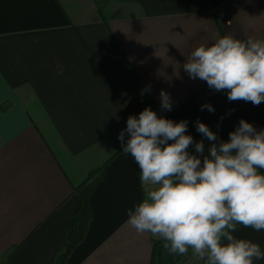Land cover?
Listing matches in <instances>:
<instances>
[{
  "label": "crops",
  "instance_id": "crops-1",
  "mask_svg": "<svg viewBox=\"0 0 264 264\" xmlns=\"http://www.w3.org/2000/svg\"><path fill=\"white\" fill-rule=\"evenodd\" d=\"M227 34L264 39V0H0V264H54L81 185L98 170L92 220L65 264H150L155 242L161 264H173L161 240L127 224L145 193L117 137L149 107L187 120L205 155L212 142L197 120L216 143L241 119L264 129V102L229 101L184 71L196 47ZM237 228L264 250V231Z\"/></svg>",
  "mask_w": 264,
  "mask_h": 264
},
{
  "label": "clouds",
  "instance_id": "clouds-1",
  "mask_svg": "<svg viewBox=\"0 0 264 264\" xmlns=\"http://www.w3.org/2000/svg\"><path fill=\"white\" fill-rule=\"evenodd\" d=\"M184 71L210 89L226 91L229 101L264 102V39L227 34L201 44L186 58ZM143 94V91H142ZM161 108L172 110L160 92ZM214 112L211 104L201 110ZM196 131L210 146L186 134L188 121L158 117L150 107L130 115L118 140L140 169L144 198L127 210V224L150 233L170 255L192 254L205 264H254L264 260L258 243L233 235L237 226L264 231V129L244 119L228 141L203 122ZM125 133L128 134L125 143ZM194 144L195 154L189 152ZM226 241V243H225Z\"/></svg>",
  "mask_w": 264,
  "mask_h": 264
},
{
  "label": "trees",
  "instance_id": "trees-1",
  "mask_svg": "<svg viewBox=\"0 0 264 264\" xmlns=\"http://www.w3.org/2000/svg\"><path fill=\"white\" fill-rule=\"evenodd\" d=\"M103 176V171L98 170L91 173L87 180L81 185L80 195L72 216L65 223L66 234L63 246L56 257L54 264H65L68 257L86 237L93 212L89 206V196L96 184ZM176 257H179L176 255ZM150 264H161V243L153 245V255Z\"/></svg>",
  "mask_w": 264,
  "mask_h": 264
},
{
  "label": "rangeland",
  "instance_id": "rangeland-1",
  "mask_svg": "<svg viewBox=\"0 0 264 264\" xmlns=\"http://www.w3.org/2000/svg\"><path fill=\"white\" fill-rule=\"evenodd\" d=\"M261 173L264 174V172ZM173 264H205V261L199 260L196 257H194L191 249H189L188 254L185 256L176 257V255H174Z\"/></svg>",
  "mask_w": 264,
  "mask_h": 264
}]
</instances>
